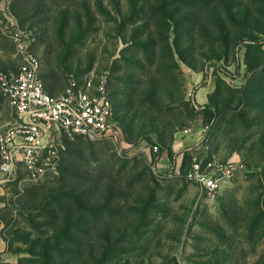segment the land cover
I'll use <instances>...</instances> for the list:
<instances>
[{"label": "rangeland", "instance_id": "1", "mask_svg": "<svg viewBox=\"0 0 264 264\" xmlns=\"http://www.w3.org/2000/svg\"><path fill=\"white\" fill-rule=\"evenodd\" d=\"M21 51L54 95L106 75L121 138L0 174V264H264V0H0V74ZM228 161L214 197L186 178Z\"/></svg>", "mask_w": 264, "mask_h": 264}, {"label": "built area", "instance_id": "2", "mask_svg": "<svg viewBox=\"0 0 264 264\" xmlns=\"http://www.w3.org/2000/svg\"><path fill=\"white\" fill-rule=\"evenodd\" d=\"M0 94L14 117L0 133V174L4 178L13 177L18 169L33 180L44 178L55 170L54 156L62 139L121 138L104 74L72 78L54 95L44 86L39 59L21 51L19 66L0 74ZM234 172L231 161L210 164L205 170L195 163L186 178L200 183L205 195L214 197Z\"/></svg>", "mask_w": 264, "mask_h": 264}, {"label": "crops", "instance_id": "3", "mask_svg": "<svg viewBox=\"0 0 264 264\" xmlns=\"http://www.w3.org/2000/svg\"><path fill=\"white\" fill-rule=\"evenodd\" d=\"M199 94H200V97H202L203 94L202 93H199ZM190 144H191V141L185 139L184 141L176 143V148H177L176 150L180 151L182 148L189 146ZM162 159H163V157H162Z\"/></svg>", "mask_w": 264, "mask_h": 264}, {"label": "trees", "instance_id": "4", "mask_svg": "<svg viewBox=\"0 0 264 264\" xmlns=\"http://www.w3.org/2000/svg\"><path fill=\"white\" fill-rule=\"evenodd\" d=\"M209 122V120H207V122L206 123H208Z\"/></svg>", "mask_w": 264, "mask_h": 264}]
</instances>
